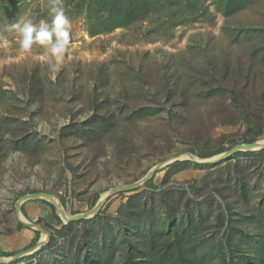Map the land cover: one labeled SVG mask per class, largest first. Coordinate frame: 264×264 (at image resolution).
<instances>
[{
	"label": "rangeland",
	"instance_id": "rangeland-1",
	"mask_svg": "<svg viewBox=\"0 0 264 264\" xmlns=\"http://www.w3.org/2000/svg\"><path fill=\"white\" fill-rule=\"evenodd\" d=\"M200 1L204 15L181 11L184 23L171 28L149 13L90 35L86 3L64 0L70 40L52 73L45 46L23 51L12 28L25 18L50 23V0H0V252H16L0 264H128L168 250L172 260L178 243L201 264H223L225 240L237 264L252 263L242 256H255L264 233V156L237 150L213 160L233 141L264 140V0L228 17L218 0ZM242 28L257 32L230 34ZM174 72L191 83L180 120L167 117L176 97L166 101L162 87ZM106 116L110 122L101 121ZM221 147L209 158L191 153ZM38 192L59 199L65 215L85 217L67 222L48 199L22 200ZM20 220L40 240L46 235L41 246L25 252L33 232ZM51 235L54 243L41 249Z\"/></svg>",
	"mask_w": 264,
	"mask_h": 264
},
{
	"label": "trees",
	"instance_id": "trees-1",
	"mask_svg": "<svg viewBox=\"0 0 264 264\" xmlns=\"http://www.w3.org/2000/svg\"><path fill=\"white\" fill-rule=\"evenodd\" d=\"M6 2H17L18 0H4ZM110 0H80L82 2V5L86 3V9L88 13V32L90 35H96L99 32H107L112 29H115L117 27H125L126 25H129L132 23V21H142L144 16L146 15L147 17L149 16L148 14L150 13H155L159 17V24L161 23L162 26H167L168 28L180 25L184 23V18L181 11H186L190 15H195L201 16L204 15L205 12L203 9L200 8L202 5V1L200 0H186V3L183 5L181 2H177L175 0H130L131 2L126 5L125 7L121 6L119 2H116L117 0H111L112 2V7L107 10L105 8H102L101 6H105L107 2ZM138 1V2H136ZM250 0H218L217 3V9L219 12H221L224 16L228 17L231 16L245 6V3H248ZM140 8L139 13H135V9ZM102 9H105L104 11ZM254 31V32H253ZM246 32V33H256L257 30L254 28H248V29H233L230 30V34L233 36H239L241 33ZM227 64L224 62L222 64V67L220 68L219 71H214L212 74V78H215L221 73H224L225 68ZM184 78V80H183ZM187 78V75H183V72L177 74L176 72L169 74L165 78V82L163 84V91L165 94V100L170 101V98L176 97V102H175V107L177 108L175 114L173 112H168V118L170 119H178L180 120L181 118V101L183 98H185V103L188 101V91L187 88L191 85L186 86L185 81ZM218 82H220L218 80ZM219 88L225 89L226 87L223 86V84L220 82L219 83ZM217 87V88H218ZM213 88V87H211ZM193 93V92H192ZM188 103V102H187ZM190 103V102H189ZM129 107L128 104L124 105V110L126 109V113H129L127 110ZM191 107V103H190ZM189 108V107H188ZM142 112H134L133 115H138V117H141ZM101 121H106L110 122L111 118L110 116L106 117H100ZM99 119V121H100ZM98 121V122H99ZM103 122H100L101 124ZM259 134H256L255 136L245 138L241 141H233L232 145L234 144H239V143H251L253 141H256L257 138L259 137ZM227 149H224L223 147L218 148L217 150H206L203 152H196L193 149L191 150V153H195L197 156L200 158H209L212 157L215 154L221 153ZM242 154L249 155V156H264V147L257 149V150H246L241 152ZM180 162H174L170 165L178 164ZM148 170L143 171V174H146ZM152 180L150 179V182H147L145 184V187L147 186H152ZM147 185V186H146ZM146 190V189H145ZM99 199V193L95 194L90 201L91 206H94L96 202ZM44 202L50 204L52 208L53 215L58 219H60L56 207L53 203L43 200ZM221 220L224 222L226 216L224 213L220 216ZM68 224H62V228H66ZM19 227H24L27 230H31L33 232V237L26 246L27 248L33 246L36 244V242L39 240L40 237V231L39 230H34L30 228L29 226H26L22 223H19ZM228 230V228H227ZM55 241L54 235H51L48 243L43 246L41 249L48 248L51 246ZM257 241L259 242L258 249L255 251V256H250L249 254H243L242 256V261L245 263H250L251 264H264V233L258 234ZM225 247V248H224ZM222 252H223V264H237L234 259V247L229 243L228 240H225L221 244ZM26 249V248H25ZM190 246L188 244H182L178 243L177 245V257L171 260V256L169 255V250L166 251L164 254H157L153 257H151L149 260H152V263H159L162 264L163 262H171L174 260L176 264H201V262L190 255ZM16 252H8V251H3L0 252V256L2 257H7L10 255H14ZM142 255V257H145V253H138ZM136 255V254H135ZM160 255V256H159ZM136 257V256H135ZM147 259L144 260L142 258L141 260L137 261L135 263L134 258L129 259L128 264H150ZM167 263V264H168Z\"/></svg>",
	"mask_w": 264,
	"mask_h": 264
},
{
	"label": "clouds",
	"instance_id": "clouds-1",
	"mask_svg": "<svg viewBox=\"0 0 264 264\" xmlns=\"http://www.w3.org/2000/svg\"><path fill=\"white\" fill-rule=\"evenodd\" d=\"M63 3L64 0H50L49 13L52 17L50 23L41 20L37 24L30 18H25L12 25L21 37L19 43L23 51H30L35 43L45 46L47 52L54 58V62L49 65L52 73L59 71L70 40L71 25ZM52 78H55L54 75Z\"/></svg>",
	"mask_w": 264,
	"mask_h": 264
},
{
	"label": "water",
	"instance_id": "water-1",
	"mask_svg": "<svg viewBox=\"0 0 264 264\" xmlns=\"http://www.w3.org/2000/svg\"><path fill=\"white\" fill-rule=\"evenodd\" d=\"M256 142L257 141H253V142H251V143H245V144H237V145H235L234 146V148L233 149H231V150H229V151H227V152H225V153H223L222 154V156H220V158H218V159H216V160H213V161H219V160H222V159H224V158H227V157H229V156H231L235 151H237V150H256L257 148L258 149H260V148H262V147H264V145H257L256 144ZM189 155H191L192 157V159L193 160H196V161H204V162H209V161H212V160H208V159H204V160H202V159H200V158H198L197 159V157H195V156H193L191 153H188ZM212 161V162H213ZM154 172V171H153ZM152 172V173H153ZM149 174H151V173H147V175H149ZM133 186H135V185H127V186H124L123 188H132ZM34 198H45V199H48V200H50V201H52V202H54V205H55V207H56V210L61 214V216L63 217V219L64 220H66L67 222H69V221H72V220H76V219H81V218H83V217H85V215L84 214H77V215H65L64 213V211L63 210H61L60 209V201H59V199H57L58 200V203L54 200V199H56L55 198V196L54 195H52V194H49V193H44V192H38V193H34V194H26V195H24V197H23V199L22 200H25V199H34ZM101 203L100 202H98L97 204H96V206H95V208H94V210H97L98 208H99V205H100ZM21 221V220H20ZM24 225H26V226H31V225H33V224H28V223H26V222H23V221H21ZM44 242L42 241V240H38L37 242H36V244H34L33 246H31L30 248H28L25 252H27V251H29V250H34L37 246H41V244H43ZM17 256H19V254H17ZM5 259V257H2V256H0V260L1 261H3Z\"/></svg>",
	"mask_w": 264,
	"mask_h": 264
},
{
	"label": "bare ground",
	"instance_id": "bare-ground-1",
	"mask_svg": "<svg viewBox=\"0 0 264 264\" xmlns=\"http://www.w3.org/2000/svg\"><path fill=\"white\" fill-rule=\"evenodd\" d=\"M140 143H141V142H140ZM256 144L259 145V146H260V145H264V140H262V141H258V142H256ZM150 172H152V169H149V170H148V173H150ZM57 203H58V200H57ZM64 214H66V213H64ZM44 235H45V234H44ZM44 235H43V237H42V241H44L45 238H46V235H45V236H44Z\"/></svg>",
	"mask_w": 264,
	"mask_h": 264
},
{
	"label": "crops",
	"instance_id": "crops-1",
	"mask_svg": "<svg viewBox=\"0 0 264 264\" xmlns=\"http://www.w3.org/2000/svg\"><path fill=\"white\" fill-rule=\"evenodd\" d=\"M30 204H31V203H30ZM30 204H29V205H27V206L29 207V210H33V205H30ZM32 237H33V234L31 235V237H30V238L32 239Z\"/></svg>",
	"mask_w": 264,
	"mask_h": 264
}]
</instances>
